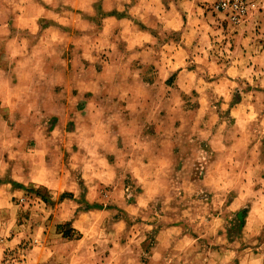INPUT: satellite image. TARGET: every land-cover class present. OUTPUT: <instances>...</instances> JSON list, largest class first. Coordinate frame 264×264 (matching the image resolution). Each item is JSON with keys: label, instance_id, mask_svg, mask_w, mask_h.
Returning a JSON list of instances; mask_svg holds the SVG:
<instances>
[{"label": "rangeland", "instance_id": "rangeland-1", "mask_svg": "<svg viewBox=\"0 0 264 264\" xmlns=\"http://www.w3.org/2000/svg\"><path fill=\"white\" fill-rule=\"evenodd\" d=\"M135 1L0 0V261L264 264V0Z\"/></svg>", "mask_w": 264, "mask_h": 264}, {"label": "crops", "instance_id": "crops-1", "mask_svg": "<svg viewBox=\"0 0 264 264\" xmlns=\"http://www.w3.org/2000/svg\"><path fill=\"white\" fill-rule=\"evenodd\" d=\"M141 0H137V1H135L134 3H130V4H128L126 7H127V13L129 14V15H134V14H136V16H137V18H139V20L142 22V15H140V13H139V9H140V7H142V4H141ZM145 6V5H144ZM109 17H111V16H109ZM121 18H122V16H116L115 17V19L116 20H121ZM142 34V33H141ZM148 36V35H147ZM147 36H146V33L145 34H143V36H142V38L144 39V40H147L148 38H147ZM140 40V39H139ZM141 43H142V40L140 41ZM140 43V44H141ZM132 45V40H128L127 39V41H126V46H127V48L128 47H130L131 45ZM139 43H138V40H136V43H135V45H138ZM4 189V186L2 185V183L0 184V214H1V209H3V208H1V207H3V206H5V204L7 203V201H8V199L7 198H4L3 197V194H1V192H2V190ZM10 196H11V198H12V196L13 197H15V198H17V195H18V191H16V190H10ZM6 197V196H5ZM11 198H9L10 200H11ZM20 205V203L19 204H16L15 206H16V208H18V206ZM19 209H16L15 210V213L17 214V211H18ZM12 211V210H11ZM60 215H61V211L58 209H56L54 212H53V214H52V218H53V220H54V222H55V224L53 225L54 226V228H55V226L57 225V224H64V223H66L67 221L69 222L70 221V223H69V227H71L72 229H74V228H78V219H77V211L75 212V211H72V212H69L65 217H63V218H60ZM57 236H60V238L59 239H57V240H55V241H57V244L56 245H54V247H51V246H49V247H51V248H53V254H54V257H55V260L53 261H51V263L52 264H70L69 263V258H65V257H63V256H61L60 255V253H62L63 251V249H61L60 247L61 246H59V247H57V245H58V243H61L65 238H62L61 237V234H57ZM59 241V242H58ZM74 241V240H73ZM73 241H69V243L70 244H72L73 243Z\"/></svg>", "mask_w": 264, "mask_h": 264}, {"label": "built area", "instance_id": "built-area-1", "mask_svg": "<svg viewBox=\"0 0 264 264\" xmlns=\"http://www.w3.org/2000/svg\"><path fill=\"white\" fill-rule=\"evenodd\" d=\"M216 9L222 12H228L233 19H238L246 10L244 0H221L216 4ZM0 264H20L13 259H2Z\"/></svg>", "mask_w": 264, "mask_h": 264}, {"label": "trees", "instance_id": "trees-1", "mask_svg": "<svg viewBox=\"0 0 264 264\" xmlns=\"http://www.w3.org/2000/svg\"><path fill=\"white\" fill-rule=\"evenodd\" d=\"M114 13H111V15H113Z\"/></svg>", "mask_w": 264, "mask_h": 264}]
</instances>
